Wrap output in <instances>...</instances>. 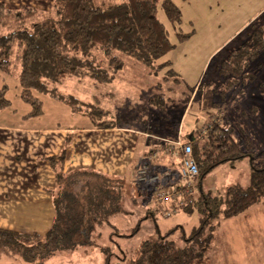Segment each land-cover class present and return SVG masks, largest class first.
Listing matches in <instances>:
<instances>
[{"label": "trees", "instance_id": "trees-1", "mask_svg": "<svg viewBox=\"0 0 264 264\" xmlns=\"http://www.w3.org/2000/svg\"><path fill=\"white\" fill-rule=\"evenodd\" d=\"M158 2L168 20L180 24L181 10L173 0H52L48 10L29 5L9 8L0 3V70L9 72L10 65L17 68L20 98L31 106L26 116L42 112L40 95L45 94L75 109L83 107L96 127L121 124V119L98 120L101 115H109L110 110L96 100L84 102L65 94L60 85L68 77L90 78L95 84L107 85L122 70L124 57L143 64L153 73L167 68L162 78L172 77L178 82L171 61H158L175 46L156 15ZM251 28L247 38L219 65L224 82L215 92L222 97L235 84L251 80L260 66L257 63L254 69L252 63L264 52V24ZM177 36L181 40L189 34L178 32ZM6 88L0 87V109L10 104ZM149 100L164 107L170 99L155 95ZM78 101L81 103L76 105ZM203 127L205 132H201ZM201 128L188 135L198 174L194 192L186 195L180 207L187 213H198V224L191 230L176 225L161 232L156 225L153 238L142 239L134 248L125 249L118 240L133 236L143 219L154 218L153 203L145 207L144 215L130 232L119 233L113 227L107 243H97L92 236L98 226L110 224V217L124 210L126 175L112 176L89 169L64 171L65 150H61L48 157L56 177L52 191L55 213L50 228L43 235L0 228V248L14 249L35 260L26 264H210L209 252L216 244L220 220L257 205L264 207V160L256 167L251 163L245 185L234 183L217 193L202 189V179L218 165L254 157L251 141L244 137V144L238 143L232 126H224L211 117ZM153 163L144 159L141 165L150 170L157 165L156 161ZM171 164L179 168V155L173 156ZM139 167L132 168L133 179L128 177L135 187L140 182L136 177ZM154 172L158 178L153 183L167 184L161 181L165 177L161 170L154 167ZM80 175L96 178L83 181ZM140 192L138 196H142Z\"/></svg>", "mask_w": 264, "mask_h": 264}, {"label": "rangeland", "instance_id": "rangeland-1", "mask_svg": "<svg viewBox=\"0 0 264 264\" xmlns=\"http://www.w3.org/2000/svg\"><path fill=\"white\" fill-rule=\"evenodd\" d=\"M3 1L9 8L29 5L48 10L52 5V0ZM173 1L181 10L180 24H172L168 20L160 2L156 6V15L165 25L169 38L175 44L158 61H171V68L177 73L178 82L172 77L169 80L162 78L167 68L153 73L143 64L124 57V66L111 84H95L90 78L78 80L68 77L60 85V91L72 94L80 101L96 100L110 110L109 115H101L98 120L121 119V124L136 125L138 128L154 132L152 133L154 135L175 136L181 131L186 134L192 129L196 133V128L204 125L208 117L218 119L224 126H232L234 138L238 143L243 145L244 137L251 141L254 158L246 156L233 164L218 165L205 175L201 187L217 193L234 183L245 185L252 168L251 163L256 167L264 160V52L252 63L253 66L259 63L260 66L254 70V77L251 80L235 84L225 97L215 92V89L224 82V76L219 72L221 61L240 45L241 39L248 35L252 25L257 26L264 22V0ZM178 32L188 33L189 36L179 40ZM3 85L7 87L5 96L10 100V105L0 111V118L6 111L7 113L15 111L16 120L19 114H24V118L21 117L19 120L25 126L76 127L92 123L83 107L75 109L70 104L45 94L40 95L43 100V111L34 116H25L31 106L20 98L21 88L17 68L14 66L10 65L9 72L0 70V87ZM107 90L113 95L102 94ZM155 95H163L170 100H167L164 107H159L149 100ZM80 101L75 104H80ZM183 140L189 142L187 138ZM78 177L83 181L96 178L86 175ZM131 183L133 181H129V178L123 182L125 189L122 195L123 212L112 215L110 224L98 226L93 234L92 237L97 243H107L108 234L113 227L119 233L130 232L144 215L145 207L153 205L151 190L145 197L138 196L140 191L142 193L146 191L147 185L144 181L142 183L140 181L136 187ZM155 184L157 182L153 183ZM198 219L196 211L187 213L179 209L170 216H164L156 211L154 218L150 216L141 221L140 229L133 236L120 238L118 241L125 249L134 248L142 239H151L155 236L156 225L161 232L176 225H182L185 231H189L198 224ZM176 236L175 234L174 239ZM217 242L218 237L215 243ZM213 248L215 245L210 252ZM31 260L35 261L14 249L0 248V264H26Z\"/></svg>", "mask_w": 264, "mask_h": 264}, {"label": "crops", "instance_id": "crops-1", "mask_svg": "<svg viewBox=\"0 0 264 264\" xmlns=\"http://www.w3.org/2000/svg\"><path fill=\"white\" fill-rule=\"evenodd\" d=\"M0 3L7 7L3 0ZM102 94L113 95L110 90ZM15 116V111H6L0 118V228L24 234L43 235L53 221L56 177L48 157L65 150L64 171L89 169L112 176L126 175L127 180L133 179L132 168L140 166L148 149L153 148L160 155L154 167L165 174L162 183H168L177 177L178 169L171 164L173 156L164 153L161 139L180 135L189 141L188 135L194 132L154 135L128 123L111 127L92 123L76 127L25 126L19 120L24 114H19L18 120ZM154 167L148 170L150 175ZM151 182L146 184L142 197L149 190L153 197L155 187ZM217 237L209 254L210 264H264V207L257 205L220 220Z\"/></svg>", "mask_w": 264, "mask_h": 264}, {"label": "built area", "instance_id": "built-area-1", "mask_svg": "<svg viewBox=\"0 0 264 264\" xmlns=\"http://www.w3.org/2000/svg\"><path fill=\"white\" fill-rule=\"evenodd\" d=\"M201 128V132L204 131ZM161 145L166 154L179 155L180 164L178 178L167 184H157L153 190V203L156 211L164 216H170L178 211L185 201L186 195L194 192L197 181L198 168L194 158L191 156V145L185 142L180 135L173 138H162ZM161 146V147H162ZM157 149L150 148L145 156L149 163L159 158ZM158 178L156 173L148 175V170L141 165L137 170L138 181H154Z\"/></svg>", "mask_w": 264, "mask_h": 264}]
</instances>
